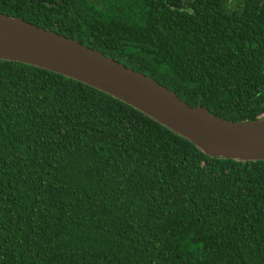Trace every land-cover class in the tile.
Here are the masks:
<instances>
[{"label":"trees","instance_id":"trees-1","mask_svg":"<svg viewBox=\"0 0 264 264\" xmlns=\"http://www.w3.org/2000/svg\"><path fill=\"white\" fill-rule=\"evenodd\" d=\"M223 120L264 118V0H0ZM0 264H264V160L0 60Z\"/></svg>","mask_w":264,"mask_h":264},{"label":"water","instance_id":"water-1","mask_svg":"<svg viewBox=\"0 0 264 264\" xmlns=\"http://www.w3.org/2000/svg\"><path fill=\"white\" fill-rule=\"evenodd\" d=\"M0 60L62 74L118 98L211 157L264 160V118L250 122L223 120L206 108L189 106L156 81L99 51L1 14Z\"/></svg>","mask_w":264,"mask_h":264},{"label":"bare ground","instance_id":"bare-ground-1","mask_svg":"<svg viewBox=\"0 0 264 264\" xmlns=\"http://www.w3.org/2000/svg\"><path fill=\"white\" fill-rule=\"evenodd\" d=\"M262 126H264V124Z\"/></svg>","mask_w":264,"mask_h":264}]
</instances>
